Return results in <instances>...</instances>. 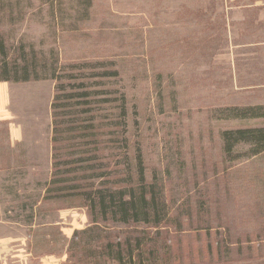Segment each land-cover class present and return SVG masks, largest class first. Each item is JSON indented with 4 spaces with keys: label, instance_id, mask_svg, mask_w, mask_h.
I'll return each instance as SVG.
<instances>
[{
    "label": "rangeland",
    "instance_id": "rangeland-1",
    "mask_svg": "<svg viewBox=\"0 0 264 264\" xmlns=\"http://www.w3.org/2000/svg\"><path fill=\"white\" fill-rule=\"evenodd\" d=\"M225 6L223 0H0V38L9 55L23 44L39 60L55 53L60 75L118 72L97 80L104 82L97 89L115 92L101 100L126 96L132 164L139 153L146 182L163 187L171 216L182 211L181 228L163 226L165 264H264V154L249 157L239 144L230 158L219 136L254 124L225 111L243 93L234 91L227 54H214V16ZM250 64L263 69L264 62ZM242 65L245 71L248 63ZM54 87L50 80L0 83V264L60 259L67 247L60 230L89 224L81 200L45 199ZM117 105L92 106L103 130L98 163L113 177L118 150L107 134ZM19 135L22 143L14 142ZM23 206H33L31 224Z\"/></svg>",
    "mask_w": 264,
    "mask_h": 264
},
{
    "label": "trees",
    "instance_id": "trees-1",
    "mask_svg": "<svg viewBox=\"0 0 264 264\" xmlns=\"http://www.w3.org/2000/svg\"><path fill=\"white\" fill-rule=\"evenodd\" d=\"M6 50L0 38V82L55 83L50 104L53 144L51 153V179L47 183L45 199L81 200L88 212L89 224L74 231L67 245L70 264H165L169 261L170 248L163 239L166 224L181 228V213L172 217L163 187L156 181L147 183L142 157L137 153L134 165L128 153L125 118L126 96L103 98L114 94L97 89L104 84L102 78H116L118 72L60 75L64 68L58 65L55 53L50 60L38 59V53L23 44L12 51ZM89 77L93 82H86ZM116 102L117 114L108 132L110 143L117 147L116 176L99 162L101 126L95 124L92 106L99 102ZM231 120L264 117V108H228ZM228 118V119H229ZM222 151L230 158L239 144L248 147L247 156L264 154V128L225 130L220 133ZM65 147L57 148L60 144ZM101 143H103L101 141ZM134 166V167H133ZM107 171V172H106ZM112 175V176H111ZM133 176L136 177L135 180ZM31 212L33 206H23ZM60 235V234H59ZM164 257H167L164 259Z\"/></svg>",
    "mask_w": 264,
    "mask_h": 264
},
{
    "label": "crops",
    "instance_id": "crops-1",
    "mask_svg": "<svg viewBox=\"0 0 264 264\" xmlns=\"http://www.w3.org/2000/svg\"><path fill=\"white\" fill-rule=\"evenodd\" d=\"M223 2L226 5L225 8L218 17L214 16L213 47L214 54H227L225 57L230 64V77L234 91L236 95H239L237 93L239 91L243 92L240 99L237 97L231 106L242 109L264 108V64L263 69L250 64V62H264V0H223ZM242 63H248L245 71ZM239 120L243 123H254L252 126H242L240 129L264 128V117ZM20 135L14 139V142L22 143ZM48 156L47 158L51 159L50 151ZM87 225L88 223L77 229L82 230ZM77 229L73 227L70 233L59 230L61 237L69 239ZM66 251L65 246L60 259L51 255L41 258V264H70Z\"/></svg>",
    "mask_w": 264,
    "mask_h": 264
}]
</instances>
